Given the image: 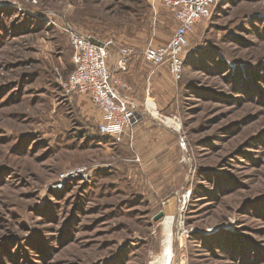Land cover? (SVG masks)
<instances>
[{"label": "rangeland", "instance_id": "1", "mask_svg": "<svg viewBox=\"0 0 264 264\" xmlns=\"http://www.w3.org/2000/svg\"><path fill=\"white\" fill-rule=\"evenodd\" d=\"M174 28L164 0H0V264H151L167 219L171 264H264V0H217L177 80L143 60ZM70 31L132 48L119 137L66 88Z\"/></svg>", "mask_w": 264, "mask_h": 264}, {"label": "built area", "instance_id": "2", "mask_svg": "<svg viewBox=\"0 0 264 264\" xmlns=\"http://www.w3.org/2000/svg\"><path fill=\"white\" fill-rule=\"evenodd\" d=\"M217 0H164L175 21V28L167 43L148 46L143 60L150 65L167 64L173 77L180 78L183 68L182 54L188 45L187 35L200 21L211 15ZM72 62L75 69L68 75V91L87 95L101 111V133L116 137L138 121L134 103L125 98L112 82L109 61L118 69H126L133 55L131 47H118L111 51V42H95L92 38L70 31ZM113 55V56H112Z\"/></svg>", "mask_w": 264, "mask_h": 264}, {"label": "bare ground", "instance_id": "3", "mask_svg": "<svg viewBox=\"0 0 264 264\" xmlns=\"http://www.w3.org/2000/svg\"><path fill=\"white\" fill-rule=\"evenodd\" d=\"M170 226H171V220L167 219L165 226L166 234L164 241L162 242L163 252L159 256H154L153 260L151 261V264H171L173 258V250H172V232Z\"/></svg>", "mask_w": 264, "mask_h": 264}, {"label": "crops", "instance_id": "4", "mask_svg": "<svg viewBox=\"0 0 264 264\" xmlns=\"http://www.w3.org/2000/svg\"><path fill=\"white\" fill-rule=\"evenodd\" d=\"M163 70L164 69H162L161 71L163 72ZM159 71V70H158ZM137 72V73H136ZM124 75H125V78L127 77V75H131V76H133V78L135 79V82L138 80V79H136V77H139V71L137 70V68L136 67H134L133 65H128V68H127V70L124 72ZM156 76V75H155ZM155 76H153V77H151V80L150 79H148V81H147V78L145 79V81H144V83H146V86H149L150 85V83H152L153 82V80H154V82L156 81V77ZM155 78V79H154ZM150 81V82H149ZM147 90V89H146ZM91 103V105L93 106V108H94V110H95V112H96V114H97V116H98V121L101 123V122H103V115H102V113H101V111L92 103V102H90ZM99 123V124H100Z\"/></svg>", "mask_w": 264, "mask_h": 264}, {"label": "water", "instance_id": "5", "mask_svg": "<svg viewBox=\"0 0 264 264\" xmlns=\"http://www.w3.org/2000/svg\"><path fill=\"white\" fill-rule=\"evenodd\" d=\"M92 40L95 41V42H98L99 44L101 43L100 41H98V40H96V39H93V38H92Z\"/></svg>", "mask_w": 264, "mask_h": 264}, {"label": "trees", "instance_id": "6", "mask_svg": "<svg viewBox=\"0 0 264 264\" xmlns=\"http://www.w3.org/2000/svg\"><path fill=\"white\" fill-rule=\"evenodd\" d=\"M72 71H73V70H72ZM72 71H71V72H72ZM71 72H70V73H71ZM70 73H69V74H70Z\"/></svg>", "mask_w": 264, "mask_h": 264}]
</instances>
